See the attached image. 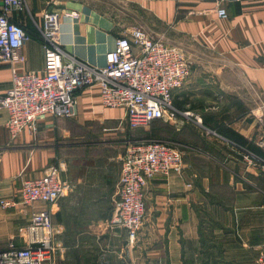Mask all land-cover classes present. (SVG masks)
Instances as JSON below:
<instances>
[{
	"label": "crops",
	"instance_id": "crops-1",
	"mask_svg": "<svg viewBox=\"0 0 264 264\" xmlns=\"http://www.w3.org/2000/svg\"><path fill=\"white\" fill-rule=\"evenodd\" d=\"M26 2L27 16L11 15L31 36L22 48L20 71L40 72L44 65L29 14L38 19L57 9L78 15L62 22L64 52L92 66L103 67L116 39L134 28L166 44L176 41L192 65L189 79L173 95L180 114L166 122L183 148V170L156 177L144 189L145 220L134 244L109 223L118 178L105 180L106 163L93 156L97 145L106 143L93 137L97 127L116 130L124 122L123 110L103 108L99 89L89 87L77 96L74 118L41 117L35 134L15 139L0 110V199H16L23 181L52 165L73 185L50 207L55 264H254L264 242V172L242 157L251 152L264 158L258 147L264 141V0L227 3L225 19L207 1ZM10 82L9 66L0 65V95ZM171 134L167 140H173ZM167 140L162 141L173 143ZM67 165L77 174L67 175ZM30 216L22 204L0 207V250L27 245Z\"/></svg>",
	"mask_w": 264,
	"mask_h": 264
},
{
	"label": "built area",
	"instance_id": "built-area-1",
	"mask_svg": "<svg viewBox=\"0 0 264 264\" xmlns=\"http://www.w3.org/2000/svg\"><path fill=\"white\" fill-rule=\"evenodd\" d=\"M181 1L211 2L215 15L225 19L226 4L237 0H177ZM26 8L25 0H2L0 9V65L9 66L11 72L10 87L0 95V110L7 113L6 127L12 139L35 134L41 117L74 118L78 94L95 86L102 107L123 110L124 123L131 131L160 120L172 122L180 114L173 106V95L189 79L191 65L180 48L154 39L140 28L118 37L114 49L105 55V65L96 67L63 50L62 22L76 19L75 11H45L38 19L29 14L44 65L40 72L20 71L19 65L25 62L22 48L31 36L11 15H21ZM258 146L264 149V141ZM242 158L264 172L261 156L250 152ZM119 160L117 200L109 223L123 230L128 243L134 244L145 220L144 189L156 177L181 174L183 150L159 140H131ZM72 189L71 183L61 179L59 167L52 165L42 176L23 181L16 199H0L3 209L17 204L31 209L27 245L10 244L0 250V264H55L57 231L50 207ZM37 204L43 209H37ZM254 264H264V242Z\"/></svg>",
	"mask_w": 264,
	"mask_h": 264
},
{
	"label": "rangeland",
	"instance_id": "rangeland-1",
	"mask_svg": "<svg viewBox=\"0 0 264 264\" xmlns=\"http://www.w3.org/2000/svg\"><path fill=\"white\" fill-rule=\"evenodd\" d=\"M26 5H27V2H26ZM59 10H63V9H59ZM27 13H28V8H26V10H24L23 14L27 16ZM152 38L155 39V37H152ZM159 39H157V40H159ZM170 45H174V46L180 48L183 51L187 61L191 65V62L187 58L186 51L183 50L184 47L182 45L178 44L176 41H174V44H170ZM191 67H192V65H191ZM173 106H174V104H173ZM116 126H117L116 130H114V129H109V130L108 129L107 130H103L102 129V130H100V127L98 126L97 129H96V133L97 134L94 133L97 136L93 135V137H95V139H97L96 141H98V142H106L105 145H102V144L97 145V147L94 149L95 151L93 152L94 153L93 156L95 158L102 159L104 161V163H106V165H105L106 170L104 171L105 172L104 173L105 180L110 179L109 181H115L116 177L119 178V173H120V160H119V157H120L121 153L123 152V150L125 149L126 144L129 141H131V140H139V141L140 140H145V137H147L148 135H151L153 137L158 138L159 141L167 140L166 139L167 138V132L169 131L170 134L172 132L170 137L173 140L172 141L167 140V141L173 142L171 144H173V145H175V146H177V147H179V148H181L183 150V148L176 143L177 142L176 141L177 133H174L175 132L174 129L169 128L167 123L164 122V121H161V120L160 121H156V122L152 123L149 127L142 128V129H137V130H134V131L129 130L127 128V126L124 124V122L121 123V125L117 124ZM201 133L204 136H206V134L210 135V132H207L203 128L201 129ZM105 134H107V135H105ZM64 168L66 169L65 172H66L67 175L69 173L72 174V175L77 174V170L74 167L70 166V165L69 166L67 165ZM116 182H118V181H115V184L117 186ZM116 186H115V190H117ZM116 200H117V197H116Z\"/></svg>",
	"mask_w": 264,
	"mask_h": 264
},
{
	"label": "trees",
	"instance_id": "trees-1",
	"mask_svg": "<svg viewBox=\"0 0 264 264\" xmlns=\"http://www.w3.org/2000/svg\"><path fill=\"white\" fill-rule=\"evenodd\" d=\"M256 155H258L257 153H255ZM263 158V157H262Z\"/></svg>",
	"mask_w": 264,
	"mask_h": 264
}]
</instances>
